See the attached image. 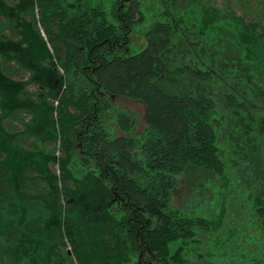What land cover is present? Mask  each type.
Listing matches in <instances>:
<instances>
[{"label": "trees", "instance_id": "16d2710c", "mask_svg": "<svg viewBox=\"0 0 264 264\" xmlns=\"http://www.w3.org/2000/svg\"><path fill=\"white\" fill-rule=\"evenodd\" d=\"M200 1L33 0L26 18L63 89L58 96L30 68L1 59L22 93L46 104L50 125L33 132L28 109L0 105V126L9 144L48 157L54 188L24 168L29 217L18 223L0 145L4 242L28 238L59 256L70 249L72 264H264V174L249 186L236 176L264 143V102L251 82L254 67L264 70V28L243 16L230 24L243 63L230 72L210 41L220 34L215 4ZM0 37L20 40L1 14ZM185 80L191 89L181 92ZM117 96L144 101L141 129ZM188 165L213 175V194L202 206L177 208L172 189ZM40 197L63 202L61 223L43 226ZM0 264H10L2 249Z\"/></svg>", "mask_w": 264, "mask_h": 264}, {"label": "rangeland", "instance_id": "374dc122", "mask_svg": "<svg viewBox=\"0 0 264 264\" xmlns=\"http://www.w3.org/2000/svg\"><path fill=\"white\" fill-rule=\"evenodd\" d=\"M192 1L194 0H177V4L180 7H186ZM196 1L198 2V0ZM32 2L33 0H21L16 4H9L8 0H0V14L10 24L14 25L20 33L19 41H11L0 37V60L12 58L23 66L30 68L40 83L46 85L50 91L59 96L63 89L62 74L56 70L55 61L49 53L44 38L32 28L26 18V13L33 4ZM200 2L204 4V0ZM213 3L221 23L219 25L220 34L210 38L211 45L217 49L215 54L220 56V65L229 68L232 72L243 66V63L239 58V50L234 45L230 24H235L236 17L243 16L248 20L256 21L264 28V0H213ZM251 72V82L255 86L254 91L259 89V94L258 91L253 94L258 100L264 102V70L254 67ZM247 83L249 84V80ZM22 87V81L11 78L0 70V105L5 109H28L34 118V124L31 126L33 132L48 128L50 120L46 104L42 101L35 102L25 96L22 93ZM30 89L33 90V86ZM190 89L191 82L185 80L179 91L188 92ZM114 101L120 108L134 117L136 129H141L144 126L145 103L142 99L117 96ZM0 145L6 151V160L12 168L14 193L20 208L17 222L20 223L29 217L25 208L27 196L20 188L22 170L26 167L35 170L49 183L52 189L54 188L55 175L48 166L47 156L34 154L24 147L9 144L1 126ZM236 173L237 180H240L246 186L252 184L256 176L260 178L263 176L264 143L256 154L243 161ZM215 180L210 172L195 165H188L176 186L172 189V205L177 208L189 207L191 204L202 206L204 200L211 199L213 193L210 186L212 185L211 182H215ZM229 199L236 203L235 197L230 196ZM40 201L43 207L42 210H45V218L42 222L45 228L63 221L65 208L61 200L56 203L45 201L40 197ZM231 201L229 209L233 207ZM29 242L30 239L22 238L17 243L9 244L0 238V249L4 251L6 260L10 264H44V261H48V259L50 264H72L70 249L60 252L59 256L58 254H48L49 249L42 248L39 241L31 244ZM45 264H48V262Z\"/></svg>", "mask_w": 264, "mask_h": 264}]
</instances>
